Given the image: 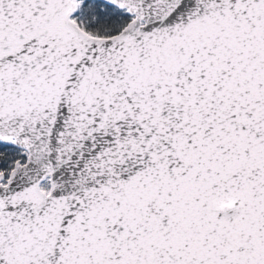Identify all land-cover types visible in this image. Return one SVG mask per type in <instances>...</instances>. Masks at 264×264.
Segmentation results:
<instances>
[{"label":"snow or ice","instance_id":"snow-or-ice-1","mask_svg":"<svg viewBox=\"0 0 264 264\" xmlns=\"http://www.w3.org/2000/svg\"><path fill=\"white\" fill-rule=\"evenodd\" d=\"M0 264H264V0H0Z\"/></svg>","mask_w":264,"mask_h":264}]
</instances>
